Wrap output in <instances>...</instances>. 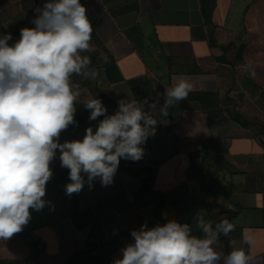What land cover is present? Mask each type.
<instances>
[{
	"label": "crops",
	"instance_id": "1",
	"mask_svg": "<svg viewBox=\"0 0 264 264\" xmlns=\"http://www.w3.org/2000/svg\"><path fill=\"white\" fill-rule=\"evenodd\" d=\"M253 1L81 0L93 26L92 50L82 55L98 75L71 77L81 96L75 123L59 142L83 139L105 118L89 119L88 98L101 99L106 115L119 110L118 101L135 99L160 122L141 145L142 159H121L107 186L99 177L90 186L85 175L82 190L71 196L65 191L69 170L61 167L57 149L44 197L50 203L30 210L21 232L0 240V264H96V256L114 264L134 242L132 231L158 225L153 209L161 200L165 222L183 219L197 236V213L215 225L222 213L214 200L224 203L238 211V232L253 238L250 255L264 253V91L256 95L254 83L240 80L236 58ZM46 2L0 0V36L11 33L9 44L15 43L21 28L35 27L32 20ZM179 76L193 90L161 117L165 89ZM145 177H151L149 191L141 196Z\"/></svg>",
	"mask_w": 264,
	"mask_h": 264
},
{
	"label": "clouds",
	"instance_id": "2",
	"mask_svg": "<svg viewBox=\"0 0 264 264\" xmlns=\"http://www.w3.org/2000/svg\"><path fill=\"white\" fill-rule=\"evenodd\" d=\"M35 27L21 28L13 44L11 33L0 36V240L7 241L21 232L31 219L30 210L40 211L50 202L44 199L46 185L53 172L50 164L59 149L60 165L69 170L66 194L79 193L84 176L89 184L99 177L103 186L110 185L121 159L139 161L144 155L141 145L156 133L160 121L144 110L135 99L120 100L119 110L106 115L99 98H88L84 106L90 120H100L95 131L86 129L83 139L59 142L62 131L75 123V103L81 87L73 75L95 80L98 72L89 67L91 59L82 53L92 50L93 26L81 0H47L37 10ZM104 62L107 57L101 54ZM246 71L254 74L249 64ZM192 82L175 77L165 89L161 117L169 108L186 100ZM149 107L154 108V105ZM197 213L193 234L188 223L175 219L132 231L133 243L122 249V258L114 264H219L216 250L220 236L234 231L235 225L223 219L213 225ZM241 243L254 241L246 230ZM244 248L233 247L224 264H250Z\"/></svg>",
	"mask_w": 264,
	"mask_h": 264
},
{
	"label": "rangeland",
	"instance_id": "3",
	"mask_svg": "<svg viewBox=\"0 0 264 264\" xmlns=\"http://www.w3.org/2000/svg\"><path fill=\"white\" fill-rule=\"evenodd\" d=\"M250 6L247 12V32L246 36L243 37L245 49L239 74L241 81L246 80L257 85L256 95H258L260 90L264 91V0H254ZM249 64L254 69V74L246 71V66ZM260 94L259 97L264 98V92ZM229 242V248L225 249L224 244L219 241L216 248L222 254L219 264H224V257L228 255L233 247L239 248L241 246L237 234L230 236ZM246 253L251 256L247 251ZM251 258L250 264H264V255L251 256Z\"/></svg>",
	"mask_w": 264,
	"mask_h": 264
},
{
	"label": "trees",
	"instance_id": "4",
	"mask_svg": "<svg viewBox=\"0 0 264 264\" xmlns=\"http://www.w3.org/2000/svg\"><path fill=\"white\" fill-rule=\"evenodd\" d=\"M244 49H245V43H242L238 48H237V53H236V58L240 61H243V52H244ZM257 88V85L254 84ZM204 96L207 97V96H213V94L211 93H204ZM211 101V100H210ZM240 116H242L241 114H239ZM243 124H248L247 121H243ZM151 177H145V178H142L141 179V189H140V194L141 196H144L148 191H149V180H150ZM214 204H217V206H219V208L221 209V212L222 213V216L218 219V222L223 220V219H228L230 222H233V220L235 219L236 215H237V212L236 210H233L231 208H228L224 203H216V200H214ZM162 206H163V201L161 200L159 203H157L155 206H154V209H153V214H154V218H155V222L157 224H164L166 223L165 222V218H164V215L162 214L163 211H162ZM178 222H181V223H184L183 219H179ZM237 234V237L239 239V243L241 244V246L239 248H244V250H246L248 253L249 252V245L247 244H243L241 243V232H238V230L235 228L233 232H231L229 235L227 236H224V235H221L220 236V242H222L225 246V249H228L229 248V241H230V236H233ZM200 236V235H199ZM97 243H92L91 245L93 246H97L96 245ZM264 255V253H262L261 255H258V256H262ZM256 257V256H255ZM95 262L96 264H101V261H100V258L98 256L95 257Z\"/></svg>",
	"mask_w": 264,
	"mask_h": 264
}]
</instances>
